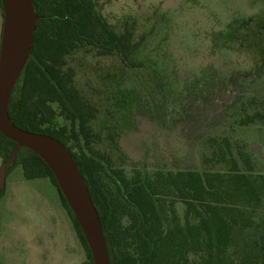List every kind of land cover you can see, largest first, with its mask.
<instances>
[{"label":"rangeland","instance_id":"1","mask_svg":"<svg viewBox=\"0 0 264 264\" xmlns=\"http://www.w3.org/2000/svg\"><path fill=\"white\" fill-rule=\"evenodd\" d=\"M96 2L114 31L128 25L135 41L143 37L133 68L84 49L67 57L76 87L99 111L96 148L114 168L128 178L226 170L206 163L216 159V140L235 159L242 147L264 174V0ZM2 28L0 14V44ZM21 176L0 199V264H87L56 189Z\"/></svg>","mask_w":264,"mask_h":264},{"label":"trees","instance_id":"2","mask_svg":"<svg viewBox=\"0 0 264 264\" xmlns=\"http://www.w3.org/2000/svg\"><path fill=\"white\" fill-rule=\"evenodd\" d=\"M95 3L32 0L39 19L32 52L10 99L11 121L30 133L54 138L69 151L97 210L110 264H264V174L255 171L242 147L235 159L230 145L225 149V143L213 141L216 159L206 163L228 165L226 170L157 171L150 177L137 172L128 178L124 170L114 168L108 154L92 145L96 135L89 123L98 110L76 87L67 57L84 49L133 68L139 64L132 57L143 44V37L134 40L128 25L114 31ZM0 10L3 16L1 1ZM15 146L0 133L3 163ZM19 171L17 180L50 181L87 253V264H93L73 212L38 155L27 149L17 152L0 199L9 178ZM178 203L184 206L182 214Z\"/></svg>","mask_w":264,"mask_h":264},{"label":"water","instance_id":"3","mask_svg":"<svg viewBox=\"0 0 264 264\" xmlns=\"http://www.w3.org/2000/svg\"><path fill=\"white\" fill-rule=\"evenodd\" d=\"M3 28L0 44V133L16 144L11 155L0 167V191L6 173L15 162L17 152L27 149L38 155L48 166L82 230L93 264H110L103 228L87 184L69 151L54 138L30 133L13 124L9 103L14 88L29 60L34 32L39 19L32 0H0Z\"/></svg>","mask_w":264,"mask_h":264},{"label":"flooded vegetation","instance_id":"4","mask_svg":"<svg viewBox=\"0 0 264 264\" xmlns=\"http://www.w3.org/2000/svg\"><path fill=\"white\" fill-rule=\"evenodd\" d=\"M91 102V101H90ZM92 104V103H91ZM92 105H94V104H92ZM97 109V108H96ZM98 110V109H97ZM99 112V111H98ZM97 116H98V113H97ZM97 116H96V118H97ZM95 118V119H96ZM95 119H93V120H91L90 121V123H89V125H90V127L91 128H93L92 127V123L95 121ZM67 123V125L70 127V129L72 128V122L71 121H67L66 122ZM97 144H98V138H97V136H96V142H94L92 145L96 148V146H97ZM73 139H71L70 140V142L68 143V147H69V149L71 150V152L73 153L74 152V148H72L73 146ZM97 149V148H96ZM49 181V180H48ZM60 203H61V201H60ZM64 208V207H63ZM72 224V223H71ZM73 226V225H72ZM77 236V235H76Z\"/></svg>","mask_w":264,"mask_h":264},{"label":"crops","instance_id":"5","mask_svg":"<svg viewBox=\"0 0 264 264\" xmlns=\"http://www.w3.org/2000/svg\"><path fill=\"white\" fill-rule=\"evenodd\" d=\"M0 14H1V10H0ZM1 157V156H0ZM3 164L2 158L0 159V167Z\"/></svg>","mask_w":264,"mask_h":264}]
</instances>
